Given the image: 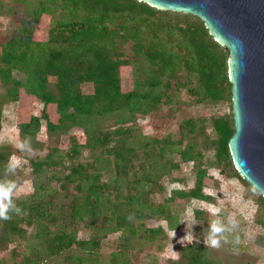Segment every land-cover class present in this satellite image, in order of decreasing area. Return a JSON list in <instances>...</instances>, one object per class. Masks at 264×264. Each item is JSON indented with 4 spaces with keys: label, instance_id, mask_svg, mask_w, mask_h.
I'll list each match as a JSON object with an SVG mask.
<instances>
[{
    "label": "trees",
    "instance_id": "trees-1",
    "mask_svg": "<svg viewBox=\"0 0 264 264\" xmlns=\"http://www.w3.org/2000/svg\"><path fill=\"white\" fill-rule=\"evenodd\" d=\"M24 1L30 3L28 18L23 19L0 51V82L6 86L4 98L19 101L17 126L23 136L34 137L43 118L48 132L81 127L86 132L87 144L94 147L104 145L114 135L119 141V137L129 132L124 123L133 121L137 114L168 104L181 90L188 91L197 102L226 94L230 98L227 51L192 13L159 9L140 0ZM127 68L132 73L129 89L124 88L122 80ZM84 84H89L88 90H84ZM33 100L43 103L40 115L25 112ZM109 118L118 125L112 129L103 126V121ZM187 122L191 123V119ZM212 127L216 161L231 163L227 141L234 131L232 114L213 118ZM72 139L70 154H75L80 144L75 137ZM153 140L158 144V155L169 153L166 158L169 160L162 164V169L168 172L180 167L179 162L171 159L173 151L183 162L201 154L192 142L181 146V139L173 140L170 136ZM12 151L10 146H3L0 163ZM109 151L115 163L119 160L126 167L134 148L124 150L123 146L112 145ZM51 153L31 159L32 169L38 171L45 165L56 164L57 159ZM83 167L77 163L65 177L71 182L79 179L75 191H85L83 202L87 208L88 203L95 205L103 183L99 181V172L85 175L87 170L83 172ZM138 171L140 177L134 178L136 182L155 181L145 164H140ZM205 176V169L196 168L194 185L189 189H173L167 198H211L202 191ZM81 181L87 184L83 186ZM77 197V194L73 196ZM134 201L138 204L136 214L149 207L137 189L128 195L127 206L132 207ZM258 204L264 206L262 195ZM149 209L161 214L173 227L167 201ZM74 211L78 209L74 207ZM129 214L116 215L111 227L133 232ZM9 224L11 230L18 228L15 223ZM160 230V227H148L145 235L153 238ZM48 243L55 250L76 244L92 252L98 240L79 239L74 231L61 229L54 232ZM170 264H215V260L205 245L192 241L180 246L178 256Z\"/></svg>",
    "mask_w": 264,
    "mask_h": 264
},
{
    "label": "rangeland",
    "instance_id": "rangeland-1",
    "mask_svg": "<svg viewBox=\"0 0 264 264\" xmlns=\"http://www.w3.org/2000/svg\"><path fill=\"white\" fill-rule=\"evenodd\" d=\"M0 4L1 51L14 30L23 19L28 18L26 13L30 3L0 0ZM128 48L129 43L126 44V51ZM131 74V69L127 68L122 79L125 89L132 87ZM89 87V84L83 85L84 90ZM5 91L6 86L0 82V150L7 145L13 151L6 161L0 163V179L12 178L18 182L13 200L21 211L11 212L8 219L0 218V264H170L171 259L178 256L180 246L189 243L179 238L193 223L192 241L205 245L215 264H264V206L258 204L261 194L241 177L233 162L223 164L216 161L212 145L215 137L212 120L232 114L231 95L230 98L226 94L197 102L192 94L181 90L168 104L145 114H137L133 121L124 123L129 132L119 137V141L114 135L104 145L92 147L87 144L86 132L81 127L72 126L65 132L59 129L48 132L43 118L34 137L21 135L17 126L19 101L4 98ZM42 107L41 101L33 100L25 112L40 115ZM187 119H191V123ZM102 125L112 129L118 124L109 118ZM190 126L192 129H189ZM167 136L173 140L181 139V146L192 142L200 151V156L183 162L180 155L173 151L171 159L179 162L180 167L175 172L163 170L162 164L169 160L166 159L169 153L164 151V156L158 155V144L153 138ZM72 137L80 144L75 154H70ZM25 138L31 142L33 150L30 153L21 152L16 146L17 140ZM112 145H117V148L123 146L124 150L126 147L134 148L126 167L119 160L115 163L114 155L109 151ZM50 151L57 163L34 171L31 159L41 158ZM13 157L18 158L20 164L14 172H9L6 164ZM77 163L84 165L83 172L87 170L85 175L99 172V181L103 183L95 205L88 203L87 208H84L83 202L85 191H75L74 185L79 179L71 182L65 177ZM140 164L146 165L155 181L134 180L140 177ZM198 167L205 169L202 191L211 198H167L173 189L191 188ZM174 175L177 178H173ZM81 183L83 186L87 184ZM135 189L149 207L167 201L173 227L161 214L152 213L149 207L145 206L141 214H136L137 202L134 201L132 207L127 206L128 195ZM76 194L78 197L73 198ZM210 205L219 208L218 214L226 222L230 217L239 221L231 233H226L229 239L222 240L219 247L207 244L208 224L213 216ZM74 207L78 212L74 211ZM189 207L193 215L188 214ZM38 211H43V214ZM126 212L131 213L129 222L134 231L111 227L116 215ZM11 222L18 228L11 230ZM148 227H160L162 230L153 238H148L145 235ZM171 228H174L175 235L170 239ZM61 229L74 231L79 239L94 237L98 243L92 252L76 244L55 250L54 246L49 247L48 242L54 232ZM236 233L240 236L239 244L233 243L232 237ZM170 242L173 250L178 252L172 251Z\"/></svg>",
    "mask_w": 264,
    "mask_h": 264
},
{
    "label": "water",
    "instance_id": "water-1",
    "mask_svg": "<svg viewBox=\"0 0 264 264\" xmlns=\"http://www.w3.org/2000/svg\"><path fill=\"white\" fill-rule=\"evenodd\" d=\"M198 16L228 51L234 131L227 144L241 177L264 197V0H140Z\"/></svg>",
    "mask_w": 264,
    "mask_h": 264
},
{
    "label": "clouds",
    "instance_id": "clouds-1",
    "mask_svg": "<svg viewBox=\"0 0 264 264\" xmlns=\"http://www.w3.org/2000/svg\"><path fill=\"white\" fill-rule=\"evenodd\" d=\"M17 148L21 152L30 153L32 152L31 142L28 138L17 140L16 142ZM20 161L18 158L13 157L6 164V169L9 172H14L16 168L19 166ZM18 189V182L12 178L0 179V218L8 219L10 217L11 212L19 213L21 211L20 207L13 200V194ZM211 211L213 213L212 218L208 224V232H207V244L212 247H219L221 241L228 240L229 236L226 233H231L233 228H235L239 221L235 217H230L225 221V218L219 215V208L215 205H210ZM188 214L193 215L192 208L189 207ZM194 224V223H193ZM192 224V225H193ZM192 225L187 228V231L180 237V240L185 242H191L194 239V235L192 232ZM170 239L175 235L174 228L169 230ZM233 243H240V236L236 233L233 237ZM170 247L174 253L178 252L173 250L172 244L170 242Z\"/></svg>",
    "mask_w": 264,
    "mask_h": 264
}]
</instances>
